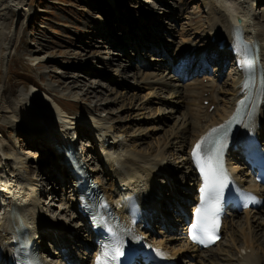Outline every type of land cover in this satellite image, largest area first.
<instances>
[{"label":"rangeland","instance_id":"374dc122","mask_svg":"<svg viewBox=\"0 0 264 264\" xmlns=\"http://www.w3.org/2000/svg\"><path fill=\"white\" fill-rule=\"evenodd\" d=\"M207 1L23 0L17 5L18 8L14 7L12 1L0 6V21L5 25L2 33L9 40L7 72L0 84V170L4 175H9L11 184L12 176L18 173L28 179L30 186L34 185L37 192L35 198L39 200L38 214L43 220L42 215L47 219L72 224L75 237L69 241V253H63L65 264H70L67 258L76 264H83L80 261L82 255L84 260L93 256L79 246V243L89 240V235L86 237L84 225L72 207L59 209L71 196L67 169H58L53 149L43 146L44 141L41 140H47V136L34 135L31 139L28 128L46 130L44 126L47 124L38 119L44 114L53 125H64L62 130L65 134L76 126L77 134L73 136L70 133L72 139H76V148L92 158L97 170L94 178L99 177V182L112 188L110 190L118 183L114 176L102 170L101 162L97 163L99 155H91L93 140L84 136L86 133L80 126L101 127L108 136V144L118 141V145L128 147L130 152H141L148 159L156 153L162 156L164 171L156 174L158 169L154 170V190L159 195V201L167 203L169 198H174L175 191L186 190L192 182V179L186 178L189 161L187 116L201 114L198 123H204L221 108L223 98L228 100V91L234 88V77L236 79L238 75L230 64L236 61L231 59L233 55L230 50L221 53L211 49L212 39L207 38L210 21ZM231 1L236 2L239 10L249 12L246 24L257 29L264 26V0ZM217 2L211 0V3ZM4 5L11 6L15 14L3 18L6 14ZM181 48L189 49L191 57L196 55L194 60L187 63L188 68L186 60H182L185 65L183 69L177 65ZM199 50L209 51L206 56L209 58L203 60L209 62L210 72L208 69L201 76V71L198 72L200 68L193 65L196 57L200 60L203 58L196 54ZM262 55L264 57V51ZM220 60L223 63L217 64ZM196 68L199 74L193 73ZM170 69L175 74L183 72L184 75L180 73L181 78L178 79L169 73ZM182 77L188 79L182 81ZM61 80L65 84H59ZM199 82L205 84L207 89L217 84L214 90L219 96L215 106L209 110L206 109V102L197 106L195 93L185 91L186 84ZM30 85L42 89L57 104H62V111L58 109V113L63 112L65 116L53 115L50 112L53 106L45 97H28ZM203 111L208 112L206 118H203ZM50 134L54 135L51 132L48 136ZM17 161H22V165L14 164ZM17 166H20L19 170ZM165 173L172 176L168 174L171 177L166 179ZM124 183L118 184L125 186L122 190L133 188ZM149 191L152 192V188ZM177 200H174V204ZM156 208L159 212L162 210L160 205ZM73 215L75 217L71 221ZM154 220L152 217L151 222ZM243 221L244 215L238 214L233 222L224 220V227L226 224L227 232L231 230V233L239 236L240 228L246 229ZM248 225L249 235L264 250V205L253 213ZM162 231L158 225L152 232L162 237ZM51 234L52 230L46 237L50 239ZM164 240L168 241L170 247L176 246L169 237ZM180 241L173 242L180 244ZM223 244L225 246L222 248L225 249L233 247L228 236L224 237ZM215 256H219L218 252H214L210 258Z\"/></svg>","mask_w":264,"mask_h":264},{"label":"bare ground","instance_id":"6f19581e","mask_svg":"<svg viewBox=\"0 0 264 264\" xmlns=\"http://www.w3.org/2000/svg\"><path fill=\"white\" fill-rule=\"evenodd\" d=\"M7 1H12L14 4V7L18 8L17 5L21 4V2L23 0H0V6L2 4H7L6 3ZM249 1L252 2L251 0H249ZM207 2L209 3V8L207 9V11H208L207 17L210 19V21L208 22V27H207V38L212 39L213 44L211 45L212 46L211 49L218 50L221 53L222 52L224 53L226 49L230 50L231 54L233 55L232 59H236V61L238 62V65L241 67L240 70L238 69V72L239 71L243 72L244 75H246L245 72H248V70H243L242 64H241L242 61H239V59H238L239 58L238 57L239 52H241L238 45L246 48L245 43L249 44V46H248L249 48H247L250 51L249 53H247V54L243 53V50H242L243 61L246 57L249 58L250 55L253 54L254 60L256 59L255 62L257 64L259 62L263 68L262 69L263 70L262 77L264 78V57L262 55V53L264 51V26L261 29H257L252 25L250 26L249 24H246L245 22L247 21L248 17H250L249 12L246 10H239L240 8L238 5L236 6L235 1L230 0V1L224 2V1L218 0L217 3H211V0H208ZM4 6H5L6 14L3 15V18L7 15H10L11 13L15 14V11L11 8V6H9V5H7V7H6V5H4ZM1 10L2 9H0V11ZM7 10H9V12H7ZM1 17L2 16H0V18ZM237 18H240L239 23H237ZM3 26L5 27V25L2 23V21H0V84L2 83L4 74H6V72H7V65L8 64L6 62V59L9 56L8 55L9 46L7 44V43H9V40L7 39V36L3 35V33H2L3 32ZM9 27L10 26L8 24L7 28L9 29ZM250 27H252V28H250ZM236 29L241 30L243 32L244 36L242 37V41H243V38H245L246 40H251V41H252V39H254V42L257 44V47H253L254 46L253 42H244V41L240 42V43L236 42L234 39V35H233V32ZM218 40L223 42L224 45H221V43H218L219 42ZM184 49H186V48H181V53L179 52V56H183L182 51ZM196 54L200 57L201 56L206 57L209 54V51H207V50H201L200 51L199 50L196 52ZM261 58H262V60H260ZM177 65L182 67V65H184V62H182V60H181L179 62V64H177ZM200 71H202V70L201 69L198 70L199 73H200ZM237 76L238 77L235 80V86L236 87L234 86L233 89L228 91V96H229L228 100L223 98V100H221V102H222L221 108L219 110H216V112L213 113L212 116L205 119L204 123H198L199 116L201 114H199V115L196 114L194 116H192V114H191V115H189V117L187 116V132H189V143L187 144V148H188V146L190 148V146L193 144V142L199 136L204 134L205 132H208L212 128L218 127L219 125H225L227 123L228 119L230 118L231 114L234 112L235 108L237 107L239 99L243 95L249 96V88L242 86V83H240V81L242 79L241 74H238ZM62 83L65 84V82H62V80L59 81V84H62ZM238 83H240V84H238ZM214 86L216 87L217 84L214 83ZM212 87H213V85H212ZM263 87H264V85L262 86V89H263ZM70 90H72V88H70ZM185 91L188 93H195L196 94L195 95V101L197 102V106H201L204 103V101L207 102V104H208V105L206 104V107H209L212 104H216L217 96H219L217 91H215L213 89H207L205 84H202L201 82L195 83V84H186L185 85ZM3 92H4V89L2 90V93ZM204 93H206L205 96H204ZM28 94H29V95H27L28 97H35V96L45 97L50 102V104L53 106V107H50V112L53 115H55L57 117H59V115L65 116V114L63 112L58 113V111H59L58 105L55 103L53 98L50 97L51 95L44 92L42 89H39V88L35 87L34 85H30V90H29ZM262 96L264 97V91L263 90H262V93L260 95L261 99H262ZM252 105L254 108V114L255 115L251 121L254 122L255 120H259L260 117L262 116L261 112H262V110H264V108H263L264 106H261V108H259L258 103H252ZM204 106H205V104H204ZM250 106H251V103H250ZM5 112L10 113V111H5ZM57 114H59V115H57ZM207 116H208V112H206V113L204 112L203 118H206ZM38 119L42 120L45 124H47L44 126L46 130H36L33 127L32 128L29 127L28 133H30L29 135H30L31 139H32V136H34V135H39L40 137H46L47 136V140H49V142H47L46 148L50 149V147H51V145H49L50 143H54V142L58 141V139L62 140L59 135L63 134L62 128L64 125H62V124L53 125L52 121H50V120L48 121L46 114L38 116ZM244 119H245V117L242 118V122L244 121ZM64 122L67 123V121H64ZM189 124H190V127L188 126ZM189 128H190V130L188 131ZM47 132L48 133L52 132L56 137H54V135H52V134H50V136H48ZM66 133L68 134V132H66ZM237 133L238 134L240 133V129L237 131ZM102 134L106 136L105 132ZM0 136H1V134H0ZM66 136H67V138L71 137V139L73 137L70 135H66ZM99 136L103 137L102 135H99ZM68 142H72V141L71 140L66 141V142H64V145ZM112 142H110V143H112ZM80 143H83V142L80 141ZM114 145H115V143H114ZM112 148L113 149L108 150V151H110L108 153V155L102 154L101 155L102 158L99 159V161L97 159V163L100 164V162H101L102 166H104L103 171H105L109 175L112 174L115 177L117 183L120 185L125 182V184L127 186H130L132 184L129 183V181H135L133 188L135 186H137L136 182H139L140 184L138 185V187L141 189L146 188V187L148 190H149V188L154 189V178L156 176L154 170L157 169L158 165L164 164L162 156H159V154L156 153L153 155V158L148 159V157H146V155H144L141 152H138V151H131L130 152L129 148L122 145V144L115 145V147H112ZM188 151H189V149H188ZM55 159L58 161V163L56 162L58 169H63V170L66 169L65 166L63 165V163L65 165H68V162H67V160H64L63 156H60V154L59 155L55 154ZM86 159H88V158L86 157L83 160H86ZM91 159L92 158L88 159V161H91ZM112 159L113 160L117 159V160L113 161ZM107 160L108 161L110 160V162H107ZM14 164L22 165V161H17ZM189 166H190V163H188V167H186V169L188 170V176H193L192 170L189 168ZM17 169L19 170L20 166H17ZM86 169L88 170V167H86ZM88 171L90 172V173H88V175L90 174V176H92L94 178V174L96 173L97 170L94 168L93 165L91 166V169H89ZM68 173H70L69 170H68ZM169 175H171V174H169ZM12 177H13V182H12L13 184H11V182H9V180H8L7 186L9 185L8 188L13 190L15 192L14 194H17L18 200L21 204H26V202L23 201V197L27 194L28 188L30 189L29 194H28L29 197H27V198L32 199V201L27 202L28 206L26 208H34V210L29 212L24 219L25 220H28V219L34 220V218L38 219V220L42 219L41 215L38 214V213H40V211L37 210L39 207V202L36 201V198H35L37 196L36 195L37 192H36L35 187H33L34 185L30 186V184L27 183L28 179L24 175H20L18 173H15ZM140 178H143V180H140ZM94 179H96V181H99L97 178H94ZM26 184H28V185H26ZM26 186H28V187H26ZM127 189H128V187H126L125 192L130 193L131 190H127ZM103 192H105V194H107L108 196H110V194H112V193L113 194L116 193V191L114 189L110 190L109 192H106V189H103ZM3 196H5V195H3ZM10 196L12 197V195H10ZM148 201H150L151 204H152V202H154V204H156V200H154V199H149ZM9 202L10 201H7V203H9ZM154 204H152V205H154ZM69 207H72L74 209V213L76 214V216H78L77 213L79 212V208L81 206L78 204L76 197H74L73 195H71L67 201L63 202V206H60L59 209L63 210L65 208H69ZM20 209H23V207H21ZM32 212L34 214H32ZM249 213H250L249 211H244V214H245L244 217H246V220H247ZM42 216L45 219L44 224L51 226V225L56 223L55 219L51 220L50 218L47 219L48 217H45L44 215H42ZM147 219L151 222L152 216L148 217ZM9 220L10 219H7V218L0 219V243L4 242L3 245H0V261L3 264H6L7 259L9 257V254L11 253V249H12V246H10L8 243L9 235L5 232V229L8 228L10 230V231L8 230L9 232L16 230L15 226L12 227L10 225V224L15 225L16 222H11ZM8 221L10 224L8 223ZM63 222L70 224V222L62 221L60 223V226H61L60 229L64 228L65 223H63ZM27 223H29V222L26 221V224ZM35 225L37 227L43 226L42 223L40 222V220H39V225L38 224H35ZM223 229H224V226H223ZM44 233H45V231H42L39 233L38 239L35 240L36 244H38V245L43 244L44 245L46 243V241L44 239ZM239 233H240L239 236L231 233L230 236H231V241L233 243V247H232L233 249L229 248V249L223 250L222 259L227 258V262H229L228 264H233V259L235 260V262L237 264H262L264 262L263 247H261L260 244H258L257 242L255 244V240H253L252 235H249V232H245V230L243 228H240ZM30 236H34L32 232H30ZM93 236H95V234ZM112 237L114 238L113 234H112ZM90 240H91V237L89 236V240L87 241L89 244H90ZM5 241H6V243H5ZM157 241L160 244H162L164 242L165 244H163V245L165 247L169 246L167 240L159 239ZM89 244H86V247H88ZM124 245L127 246V243L124 242ZM65 248H63V249H65ZM170 248H172V247H170ZM247 249H249V252H246ZM93 250H94V247H93ZM242 251H245V254H242ZM228 252L230 255L228 254ZM64 254L62 253V254H60V256H62V259L65 262ZM93 255H94V253H93ZM232 255L235 256V258H233ZM92 257L93 256H91L89 261L86 260V263H85L84 257L82 255V257L80 258V261H83L84 264H89L91 262ZM87 262H89V263H87Z\"/></svg>","mask_w":264,"mask_h":264},{"label":"snow or ice","instance_id":"6c2138e0","mask_svg":"<svg viewBox=\"0 0 264 264\" xmlns=\"http://www.w3.org/2000/svg\"><path fill=\"white\" fill-rule=\"evenodd\" d=\"M238 103L237 113H239ZM225 129V125H219L212 128L204 136L197 141L192 149V157L194 163L201 171L203 184L200 189V205L196 208V220L192 224L191 239L194 243L205 244L214 243L216 237L213 235L218 230L217 213L219 204L224 196V188L226 187L225 175L220 167V159L217 155L220 145V138L212 139L214 134ZM227 132H224L226 135ZM212 147H209V146ZM126 252L118 238L114 236L113 243L101 249V252L96 257L95 264H118L122 257H125Z\"/></svg>","mask_w":264,"mask_h":264}]
</instances>
